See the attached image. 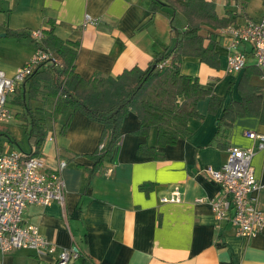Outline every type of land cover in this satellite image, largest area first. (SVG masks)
Segmentation results:
<instances>
[{
  "label": "crops",
  "instance_id": "0c3cea01",
  "mask_svg": "<svg viewBox=\"0 0 264 264\" xmlns=\"http://www.w3.org/2000/svg\"><path fill=\"white\" fill-rule=\"evenodd\" d=\"M160 1L0 0V69L14 76L30 61L37 51L31 32L38 28L79 45L76 71L86 80L97 74L117 77L135 66L145 69L176 41L172 10ZM210 1L220 18L232 13L237 24L264 19V0ZM87 15L96 23L85 25ZM177 19L182 28L185 19L180 14ZM208 31L203 28L201 34L208 36ZM214 38L217 67L194 56L181 64L183 74L218 98L200 99L199 116L190 121L187 137L161 146L157 128L141 132L140 118L130 111L122 121L115 152L97 161L102 123L80 110L66 128V118L49 123L40 155L48 170L67 161L62 171L66 203L30 204L24 222L38 226L58 251L0 252V264H55L59 250L75 244L81 257L69 264H264V230L247 237L239 235L231 222L219 223L208 199L222 189L204 170L221 169L230 146L253 148L248 131L264 133V66H258L252 45L245 43L239 49L247 53L246 67L228 73L226 42L218 35ZM21 84L30 88L29 81ZM31 101L33 107L41 105ZM8 106L12 117L0 123V148L30 153L35 147L20 117L26 109L19 92L10 95ZM233 106L235 115L227 116ZM252 165L262 184L258 207L264 212V149H256ZM175 192L180 202L164 200Z\"/></svg>",
  "mask_w": 264,
  "mask_h": 264
},
{
  "label": "trees",
  "instance_id": "16d2710c",
  "mask_svg": "<svg viewBox=\"0 0 264 264\" xmlns=\"http://www.w3.org/2000/svg\"><path fill=\"white\" fill-rule=\"evenodd\" d=\"M160 3L172 10L174 46L159 52L147 68L135 66L117 77L97 74L86 80L76 71L77 43L62 40L46 29L42 40L33 39L37 48L54 54L59 62L36 65L23 82L29 81L30 88H22V84L16 88L26 109L20 117L28 128V141L35 147L31 154L40 155L50 122L66 118L63 125L66 128L77 110L104 125L105 148L98 149L97 161L115 152L122 137V121L130 111L140 118L141 132L146 134L153 126L157 128L161 146L191 133L190 121L199 116L200 99L211 95L214 102L218 98L212 95L211 89H203L197 80L182 73V61L194 56L217 67L219 54L214 37L221 35L215 29L237 24L236 16L230 13L220 18L215 3L210 0H161ZM179 14L185 19L182 28L178 27ZM203 28H209L208 36L201 34ZM207 38L210 40L205 44ZM166 59L168 64L159 69V62ZM31 99L40 101L41 105L33 107ZM235 109L229 108L227 116H234ZM3 152L0 148V153Z\"/></svg>",
  "mask_w": 264,
  "mask_h": 264
},
{
  "label": "built area",
  "instance_id": "2783aa9c",
  "mask_svg": "<svg viewBox=\"0 0 264 264\" xmlns=\"http://www.w3.org/2000/svg\"><path fill=\"white\" fill-rule=\"evenodd\" d=\"M97 19L87 15L84 24L96 23ZM32 38L40 41L44 37L43 28L34 29ZM220 35L229 51L227 72L238 73L248 62L247 53L239 49L245 43L252 45L257 64L264 66V19L247 20L244 24H231L220 29ZM45 61L58 64V58L41 48L30 61L17 69L14 76H8L0 69V123L12 117L8 106L10 95L18 85L33 72L36 65ZM169 60L158 64L163 69ZM247 136L255 141V146L243 149L228 147V159L221 169L205 167L207 177L221 187L216 197L208 199L212 211L220 223L229 221L237 233L253 237L264 230V212L258 207V194L262 184L255 175L252 159L256 149H264V133L248 131ZM105 148V142L99 150ZM67 161H60L57 169L48 170L42 155H33L22 150H6L0 153V252L2 254L21 249H33L40 255L53 254L58 246L49 241L38 226L26 224L24 213L28 205H50L66 203V180L62 174ZM166 201L180 202L175 192ZM81 257L78 245L59 250L55 264H69Z\"/></svg>",
  "mask_w": 264,
  "mask_h": 264
},
{
  "label": "rangeland",
  "instance_id": "374dc122",
  "mask_svg": "<svg viewBox=\"0 0 264 264\" xmlns=\"http://www.w3.org/2000/svg\"><path fill=\"white\" fill-rule=\"evenodd\" d=\"M16 130V129H15ZM27 153H29V152H27Z\"/></svg>",
  "mask_w": 264,
  "mask_h": 264
}]
</instances>
